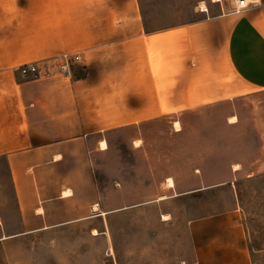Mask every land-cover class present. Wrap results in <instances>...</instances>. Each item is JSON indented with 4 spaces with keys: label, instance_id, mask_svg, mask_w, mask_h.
<instances>
[{
    "label": "crops",
    "instance_id": "crops-1",
    "mask_svg": "<svg viewBox=\"0 0 264 264\" xmlns=\"http://www.w3.org/2000/svg\"><path fill=\"white\" fill-rule=\"evenodd\" d=\"M249 1L211 0L206 17L150 31L136 0H0V159L20 234L104 221L94 156L115 131L264 91V0ZM62 55L80 56L70 73L55 70ZM30 63L54 72L20 77ZM187 230L194 264H251L234 216Z\"/></svg>",
    "mask_w": 264,
    "mask_h": 264
},
{
    "label": "rangeland",
    "instance_id": "rangeland-1",
    "mask_svg": "<svg viewBox=\"0 0 264 264\" xmlns=\"http://www.w3.org/2000/svg\"><path fill=\"white\" fill-rule=\"evenodd\" d=\"M210 2L136 5L153 31L206 17L201 10ZM106 143L108 149L98 146L94 156L104 221L26 235L20 234L9 173L0 159V264H194L187 223L223 214L241 225L251 264H264V91L155 128L118 130Z\"/></svg>",
    "mask_w": 264,
    "mask_h": 264
},
{
    "label": "built area",
    "instance_id": "built-area-1",
    "mask_svg": "<svg viewBox=\"0 0 264 264\" xmlns=\"http://www.w3.org/2000/svg\"><path fill=\"white\" fill-rule=\"evenodd\" d=\"M234 11L246 9L250 3L248 0H229ZM80 62L79 55H62L55 62V70L59 73H70L71 67ZM47 66V63L35 64L30 63L22 65L17 69L20 77L24 79H35L42 76H49L53 74V69Z\"/></svg>",
    "mask_w": 264,
    "mask_h": 264
},
{
    "label": "bare ground",
    "instance_id": "bare-ground-1",
    "mask_svg": "<svg viewBox=\"0 0 264 264\" xmlns=\"http://www.w3.org/2000/svg\"><path fill=\"white\" fill-rule=\"evenodd\" d=\"M212 1H219V0H212ZM201 11H204L205 12L207 10H206V8H202ZM232 119H234V118H232ZM232 122H234V120H232ZM175 125H178V124H175ZM177 130H179V128ZM136 144H137L136 146H138V143H136ZM107 148H108L107 143L105 141H101L100 142V149L101 150H107ZM166 185H167V187L172 188L174 186V183H173V181L171 179H167L166 180ZM64 194H67V192H65ZM93 211L94 212L99 211L98 210V207L97 206H94L93 207ZM92 234L95 236V235H98V232L96 230H93L92 231Z\"/></svg>",
    "mask_w": 264,
    "mask_h": 264
}]
</instances>
